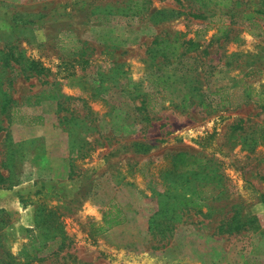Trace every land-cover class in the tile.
<instances>
[{
  "label": "rangeland",
  "instance_id": "obj_1",
  "mask_svg": "<svg viewBox=\"0 0 264 264\" xmlns=\"http://www.w3.org/2000/svg\"><path fill=\"white\" fill-rule=\"evenodd\" d=\"M133 1L0 0V264H264V0Z\"/></svg>",
  "mask_w": 264,
  "mask_h": 264
},
{
  "label": "trees",
  "instance_id": "obj_2",
  "mask_svg": "<svg viewBox=\"0 0 264 264\" xmlns=\"http://www.w3.org/2000/svg\"><path fill=\"white\" fill-rule=\"evenodd\" d=\"M141 0H134L133 3L135 5V8H140L141 7ZM193 42V46L194 47H197L198 46V41L195 40V41H192ZM179 41H177L176 39H174L172 42H171V45H169L168 48L171 49V53L173 56H176L177 52H178V46H179ZM167 48V49H168ZM166 50L164 49V52ZM163 52V54H165ZM36 67H38V65H35ZM35 67V68H36ZM160 80H161V83H162V86L166 87L167 83L169 82V76L166 75V74H163L161 77H160ZM149 106V104H148ZM206 108H210L211 106H208V105H205ZM217 107L215 106L214 107V110L216 109ZM20 122L22 123H26V124H29V125H32V124H43V117L42 116H38V117H21V119L19 120ZM264 127V125L262 126ZM260 144L264 145V131H261V138H260V141H259ZM139 151H141V148L138 149ZM183 156L182 154L179 155V157ZM190 160H193L194 162L195 161H201L199 158L197 157H192ZM177 166V165H176ZM113 211H111L109 214H106L104 216V220H103V224L102 225H99L98 229L94 232V236H97V235H100L104 232H106L108 229L110 228H113L115 226H118V225H121L123 224L125 221H126V217L124 216V212L122 211V209H120L119 207H114ZM8 257H13V255H8Z\"/></svg>",
  "mask_w": 264,
  "mask_h": 264
}]
</instances>
